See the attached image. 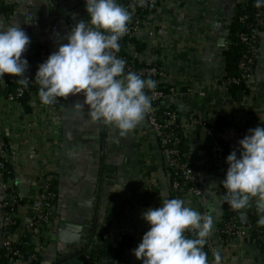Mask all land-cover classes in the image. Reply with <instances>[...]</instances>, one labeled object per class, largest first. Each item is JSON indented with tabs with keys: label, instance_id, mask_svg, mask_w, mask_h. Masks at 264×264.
Listing matches in <instances>:
<instances>
[{
	"label": "crops",
	"instance_id": "crops-1",
	"mask_svg": "<svg viewBox=\"0 0 264 264\" xmlns=\"http://www.w3.org/2000/svg\"><path fill=\"white\" fill-rule=\"evenodd\" d=\"M0 1L11 7V12L0 10L5 27L20 22L35 42L52 53L67 43L76 21L86 20L83 0ZM240 1L244 0H164L136 35L140 49H128L138 63L163 69L162 83L174 89L161 107H171L183 125L190 162L205 190L203 208L191 195L182 199L186 206L213 218L211 264H264V235L225 241L221 227L228 219V205L218 190L222 151L203 135L198 122L217 121L243 130L264 127V28L256 33L248 93L234 100L222 82V52ZM27 12H31L28 21ZM83 99V93L63 98L58 120L46 122L39 115L42 105L37 95L25 109L5 100L0 90V143L22 199L19 212L25 219L33 216L38 180L51 172L57 192L56 220L36 247L41 263L84 264L95 241L107 240L116 248L127 238L122 257L110 264H141L132 255L149 228L141 214L171 199L159 142L145 116L125 136L112 125L92 123L86 105L82 110L74 108ZM2 194L0 188V200Z\"/></svg>",
	"mask_w": 264,
	"mask_h": 264
},
{
	"label": "clouds",
	"instance_id": "clouds-1",
	"mask_svg": "<svg viewBox=\"0 0 264 264\" xmlns=\"http://www.w3.org/2000/svg\"><path fill=\"white\" fill-rule=\"evenodd\" d=\"M87 20H78L66 36L67 43L38 65L32 81L39 85L42 104L58 103L83 93L89 120L102 122L127 135L151 111L146 89H155L156 81L136 72L125 71V60L114 53L127 33L131 12L117 0H84ZM142 6L144 0H139ZM254 6H264L255 0ZM30 37L20 22L5 27L0 20V80L14 76L27 88L24 75L29 64L24 53ZM237 149L226 157L227 170L221 180L225 189L223 202L233 210L246 209L255 198L258 226H264V127L247 130ZM141 219L149 225L132 255L141 264H209L204 246L213 228V218L185 205L181 198H165L159 207H148ZM186 232L194 234L189 238Z\"/></svg>",
	"mask_w": 264,
	"mask_h": 264
},
{
	"label": "built area",
	"instance_id": "built-area-1",
	"mask_svg": "<svg viewBox=\"0 0 264 264\" xmlns=\"http://www.w3.org/2000/svg\"><path fill=\"white\" fill-rule=\"evenodd\" d=\"M51 2V0H49ZM164 0H144L141 6L139 0H131L129 3L131 6L138 5L142 10H152V13ZM246 0L243 2L245 3ZM85 7V3L83 0ZM86 11V10H85ZM149 13V14H150ZM147 15L140 12L127 25V33L124 36H136L138 35L147 19ZM31 18V12L25 14V19L28 21ZM247 16L243 15L239 18L240 21L245 22ZM255 24L264 25V10L256 9L253 15ZM88 19L86 13V20ZM246 23V22H245ZM246 26L249 28L250 33H240L238 35L239 39L247 44V51L243 54L238 62V68L240 70V75L238 77H231L223 82L224 86L230 83H238L240 80H246L248 74L253 65V53L255 50V39L254 35L257 33V29L253 25ZM26 34L30 37L32 41L33 38L29 34L27 27L23 28ZM36 53V60L38 65L47 59L49 54L52 52L47 48V46L40 43L37 49L29 46L24 53V58L29 59V57ZM119 58H122L118 53H114ZM123 59V58H122ZM126 62V61H125ZM29 64V62H28ZM38 65L35 69L29 68L24 74L29 79V84L27 88H23L22 85L18 83V79L11 75H6L3 80H0V90L3 91V97L9 102H14L22 106L21 99L25 94L28 95L27 104H29L32 95H37L38 91L31 89L30 87L35 84L32 81L35 77ZM125 71L136 72L142 78L145 79L147 74L151 75L153 80L157 83H162L166 76V72L158 67L157 65H139L135 66L132 62H126ZM11 83H16L17 87L11 91L9 90V85ZM156 83V84H157ZM30 88V89H29ZM146 94L151 100V111L145 114V118L152 129L153 134L159 142L160 151L163 157L166 172L168 174L169 186L172 194V198H183L186 195L193 196L198 205L202 208L204 207L207 198L204 188L198 183L197 173L194 170L188 153L182 154L178 147V140L175 138L174 134L169 131V127L175 125L176 123V112L171 109V107H161V103L167 95L173 93L174 89L169 87L168 92L164 93L160 89H146ZM38 96V95H37ZM39 99V97H38ZM58 103L42 105L40 110L43 118L42 120L47 121H57L60 108L63 105V98H57ZM163 109L162 116L163 119L159 118L158 109ZM200 124V129L203 135L211 136L218 142L226 145L228 150L223 157L220 158V177L219 183L223 180L226 170V157L227 155L237 149L238 140L246 135L247 130H243L237 127L216 129L212 122L208 121H198ZM182 127L183 125L180 124ZM184 128V127H183ZM185 130V129H184ZM7 151L4 145L0 143V188L3 191L0 200V250L2 249L4 258L6 262L4 264H13L18 262L19 264H31L32 257H24L20 252V240L19 236H28L29 242L34 246L35 253L39 256V251L36 249L40 242V239L44 236V231L47 227L51 226L56 220V200L57 192L54 185L55 176L51 172H44L38 180V190H37V203L35 206V211L30 219H25L19 212V208L22 205V199L17 193L14 181L13 173L9 167L7 160ZM220 190V188L218 189ZM224 192L220 191L223 195ZM254 198H252V201ZM21 203V204H20ZM231 208V207H230ZM252 214L253 211L249 210ZM247 214L248 213H243ZM256 230L254 225L247 219L244 225L240 224L237 215L232 214L228 216L221 227V232L225 237V241H230L235 238H246L250 237L251 231ZM257 233H259L257 231ZM193 234L191 232H186L185 235ZM212 258V250L210 246L209 237L203 249Z\"/></svg>",
	"mask_w": 264,
	"mask_h": 264
},
{
	"label": "trees",
	"instance_id": "trees-1",
	"mask_svg": "<svg viewBox=\"0 0 264 264\" xmlns=\"http://www.w3.org/2000/svg\"><path fill=\"white\" fill-rule=\"evenodd\" d=\"M131 0H117V3L126 7L130 12H131V20L134 18L136 15H138L140 12H142L144 15H149V13L152 10H142L138 5L131 6L129 3ZM138 1V0H136ZM255 0H246L244 2H237L233 17L231 19V22L228 27V45L226 48L223 50L222 55H223V61H224V77L222 79V82L225 80L231 78V77H238L240 75V70L238 68V62L243 54L246 53L247 51V44L242 42L238 35L240 33H250L249 28L246 26L248 25H253L256 29L257 32L261 31L264 28V25L260 24H255V20L253 18L254 12L257 7L254 6ZM260 9L264 10V6H261ZM0 10H3V12H11V7L8 6L7 4H4V2L0 1ZM243 15H246L247 18L245 22H242L239 20V18ZM130 20V21H131ZM255 39L254 46L256 45V38L257 34L254 35L253 37ZM120 48L119 51L117 52L118 55H120L126 62H132L135 66L143 65L138 63L137 60L133 59L132 56L129 53V47L133 46L137 50L140 49L139 41L136 39V36H123L119 40ZM30 46L32 48L37 49L40 46V43L35 42L34 40L31 41ZM253 59V56H252ZM29 64L31 65L32 69H35L38 65V62L36 60V53L32 54L29 59H28ZM254 63V59H253ZM253 66V65H252ZM5 74L4 76H6ZM152 78L151 75L147 74L145 76V79ZM17 87L16 83H11L9 85V90L13 91ZM169 85L163 84V83H157L156 84V89H160L164 93L168 92ZM228 93L231 95V97L234 100H240L244 95L248 93V87L246 85V80H240L238 83H230L225 85ZM33 90L38 91L39 85L35 83L33 86L30 87ZM29 88V89H30ZM28 101V95L25 94L24 97L21 99V103L24 105L25 109L28 108L27 105ZM172 109V108H171ZM163 109L159 108L158 113H159V118L163 119L162 116ZM213 126L216 129H223V128H230L231 126L228 125V127H225L222 125V123H219L217 121L213 122ZM233 127V126H232ZM171 131L175 138L178 140L177 142V147L179 151L184 154L187 153V145L185 144L186 141V135L184 128L180 125L178 117H176V123L175 125L169 127L168 129ZM210 140L216 142L218 146L220 147L222 153L221 156L223 157L225 153L227 152L228 148L226 145H223L222 143L218 142L211 136H207ZM219 188L220 191L225 192V189L222 186V182L219 183ZM172 198V194H171ZM22 202V201H21ZM21 204V203H20ZM225 213L229 216L232 214L239 216L243 213H248V220L254 225L255 229L254 231H251L250 237L253 238L255 237L256 239L259 238L260 236L264 235V226H258L257 225V220L259 219V214L256 211V207L254 204V201L251 202V206L246 208V209H241V210H233L229 206L225 205ZM249 210L253 211L252 214L249 213ZM257 231L259 233H257ZM189 238H195L194 234H188L186 235ZM20 240V252L22 256L24 257H32V262L31 264H42L40 261V257L37 256L34 250V246L29 242V237L26 236H19ZM129 242L127 238H124L123 241L121 242L120 246L116 248H112L111 245L107 240H97L95 241L92 246L89 249V257L86 260L84 264H110L113 258H118L120 259L122 256V247L126 245ZM207 259L209 264L212 263L213 258L207 253ZM0 264H4L6 262V258H4L3 250H0Z\"/></svg>",
	"mask_w": 264,
	"mask_h": 264
},
{
	"label": "water",
	"instance_id": "water-1",
	"mask_svg": "<svg viewBox=\"0 0 264 264\" xmlns=\"http://www.w3.org/2000/svg\"><path fill=\"white\" fill-rule=\"evenodd\" d=\"M247 219H248V215L247 214H241L240 216H239V222H240V224H242V225H244L245 224V222L247 221ZM67 227V226H66ZM66 229V228H65ZM61 234H63V232H60Z\"/></svg>",
	"mask_w": 264,
	"mask_h": 264
}]
</instances>
